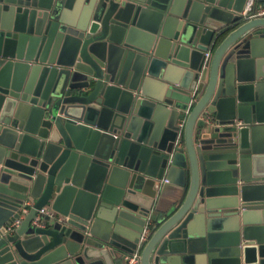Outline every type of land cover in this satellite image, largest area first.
Wrapping results in <instances>:
<instances>
[{"label":"water","instance_id":"water-1","mask_svg":"<svg viewBox=\"0 0 264 264\" xmlns=\"http://www.w3.org/2000/svg\"><path fill=\"white\" fill-rule=\"evenodd\" d=\"M245 2L0 0V264H264Z\"/></svg>","mask_w":264,"mask_h":264},{"label":"built area","instance_id":"built-area-1","mask_svg":"<svg viewBox=\"0 0 264 264\" xmlns=\"http://www.w3.org/2000/svg\"><path fill=\"white\" fill-rule=\"evenodd\" d=\"M240 14L243 16L244 19H249L252 17H264V6L260 5L258 7H254V0H246L243 10ZM25 212H26V209H23V213ZM40 212L45 213L48 211L46 210V208H41ZM18 222L19 220H16L15 224H17ZM148 233H149V227L148 225H145L140 235L139 243L136 249L129 256H126V259L128 260L129 264H135L139 261V258H140L139 244L141 242L146 241Z\"/></svg>","mask_w":264,"mask_h":264},{"label":"crops","instance_id":"crops-1","mask_svg":"<svg viewBox=\"0 0 264 264\" xmlns=\"http://www.w3.org/2000/svg\"><path fill=\"white\" fill-rule=\"evenodd\" d=\"M46 208V207H45ZM46 209H48V208H46Z\"/></svg>","mask_w":264,"mask_h":264}]
</instances>
